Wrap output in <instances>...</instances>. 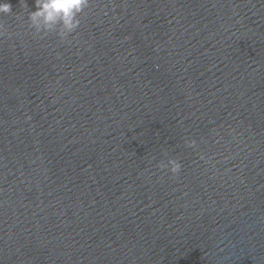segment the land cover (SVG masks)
<instances>
[{
  "label": "water",
  "instance_id": "water-1",
  "mask_svg": "<svg viewBox=\"0 0 264 264\" xmlns=\"http://www.w3.org/2000/svg\"><path fill=\"white\" fill-rule=\"evenodd\" d=\"M5 2L0 264H264V0Z\"/></svg>",
  "mask_w": 264,
  "mask_h": 264
},
{
  "label": "clouds",
  "instance_id": "clouds-1",
  "mask_svg": "<svg viewBox=\"0 0 264 264\" xmlns=\"http://www.w3.org/2000/svg\"><path fill=\"white\" fill-rule=\"evenodd\" d=\"M36 11L28 13L29 27L38 35L47 36L56 33L61 40H66L81 25V15L90 7V0H35ZM22 7L27 8L25 2ZM0 14L11 15L12 5L8 2L0 3ZM7 29L0 23V36L5 35ZM195 144V141H192ZM173 174H179L182 165L176 159H170L167 164L161 162V169L169 168Z\"/></svg>",
  "mask_w": 264,
  "mask_h": 264
}]
</instances>
